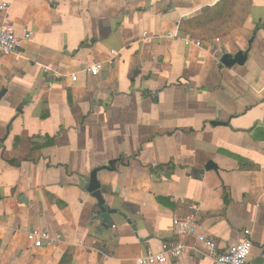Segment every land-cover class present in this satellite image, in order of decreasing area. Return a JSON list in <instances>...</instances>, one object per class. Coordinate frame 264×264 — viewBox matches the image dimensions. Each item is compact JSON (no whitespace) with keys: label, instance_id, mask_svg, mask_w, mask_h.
<instances>
[{"label":"crops","instance_id":"crops-1","mask_svg":"<svg viewBox=\"0 0 264 264\" xmlns=\"http://www.w3.org/2000/svg\"><path fill=\"white\" fill-rule=\"evenodd\" d=\"M218 1L0 0V26L21 38L0 58V264H138L189 204L221 249L249 229V262L264 264V0L186 45L180 21ZM246 49L243 65L221 63ZM115 158L97 175L116 209L105 226L87 187ZM31 228L60 238L35 248Z\"/></svg>","mask_w":264,"mask_h":264},{"label":"built area","instance_id":"built-area-1","mask_svg":"<svg viewBox=\"0 0 264 264\" xmlns=\"http://www.w3.org/2000/svg\"><path fill=\"white\" fill-rule=\"evenodd\" d=\"M8 3H0V12H6ZM31 32H24L23 39H29ZM185 44H194L201 47L203 42L189 36L185 37ZM214 43H219L220 38H214ZM21 38L15 33L13 26L4 23L0 26V58L12 54H19ZM102 62L90 64L86 71L92 75H97L102 69ZM72 80L77 76L73 74ZM1 82V81H0ZM190 212L186 215H176L172 219L173 235L171 240L163 241L159 251H149L137 259L138 264H163L170 260H178L184 256H195L207 252L212 260V264H250L249 256L252 249L250 239L251 231L243 230V237L235 244L226 249H221L216 240L200 231V224L197 220V204L188 205ZM115 227V226H113ZM26 238L35 248H42L51 245L60 238V234L52 236L45 229L31 228L26 231Z\"/></svg>","mask_w":264,"mask_h":264},{"label":"trees","instance_id":"trees-1","mask_svg":"<svg viewBox=\"0 0 264 264\" xmlns=\"http://www.w3.org/2000/svg\"><path fill=\"white\" fill-rule=\"evenodd\" d=\"M250 0H219L196 16L182 19L179 31L192 38L209 39L241 26L248 16Z\"/></svg>","mask_w":264,"mask_h":264},{"label":"water","instance_id":"water-1","mask_svg":"<svg viewBox=\"0 0 264 264\" xmlns=\"http://www.w3.org/2000/svg\"><path fill=\"white\" fill-rule=\"evenodd\" d=\"M252 40L249 42L251 43ZM249 50H238L236 52H226L222 54L220 61L226 67H232L235 64L243 65L246 60L248 59ZM5 90L0 91V99L3 95ZM211 124H227L225 122H212ZM120 160V158L111 159L108 161L107 164L94 168L90 173L89 183L87 187V191L91 194L93 198H95L97 203V210L96 212L99 213L102 217L103 225L108 226L110 222V215L116 213L115 208H111L106 199L104 198V192L101 189V183L98 179V172L101 170H115L116 163ZM206 169H217L218 166L214 164L212 161H209L205 165ZM130 222V220L128 221Z\"/></svg>","mask_w":264,"mask_h":264}]
</instances>
